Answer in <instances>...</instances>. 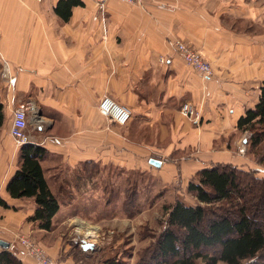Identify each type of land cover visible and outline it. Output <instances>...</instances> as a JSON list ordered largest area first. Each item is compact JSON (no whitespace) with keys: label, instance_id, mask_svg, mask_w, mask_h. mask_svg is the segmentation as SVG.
Returning a JSON list of instances; mask_svg holds the SVG:
<instances>
[{"label":"crops","instance_id":"0c3cea01","mask_svg":"<svg viewBox=\"0 0 264 264\" xmlns=\"http://www.w3.org/2000/svg\"><path fill=\"white\" fill-rule=\"evenodd\" d=\"M177 40L200 52L215 76L188 67L175 49ZM263 84L264 0H154L143 7L117 0H0L6 117L0 197L10 206L0 207V255L9 254L14 264H38L18 241L30 237L55 264H86L70 253L66 230L76 220L82 229H102L111 219L87 216H102L104 200L93 204L90 197L106 191L93 183L87 193L82 176L92 169L98 180H111L112 168L149 169L153 160L162 163L154 169L163 168L153 149L158 146L150 143L155 126L161 140L172 141L168 155L198 151L189 163L182 160L189 180L216 164H242L236 150L248 139L240 137L238 121L258 104ZM106 97L131 113L126 126L101 115ZM184 103L200 113L199 123L182 117ZM17 108L36 121L29 143L48 151L42 166L61 205L51 231L28 221L36 211L32 199H12L6 190L18 168L20 148L8 127ZM244 165L259 169L251 161ZM88 238L83 241L91 244ZM110 251L101 264L116 262Z\"/></svg>","mask_w":264,"mask_h":264},{"label":"trees","instance_id":"16d2710c","mask_svg":"<svg viewBox=\"0 0 264 264\" xmlns=\"http://www.w3.org/2000/svg\"><path fill=\"white\" fill-rule=\"evenodd\" d=\"M5 123L0 98V133ZM237 128L249 133L250 151L260 169L245 171L233 164H216L197 171L187 188L196 203L177 200L164 207L165 229L151 258H142L140 264H264V222L255 216L261 207L251 204L256 199L264 204V179L256 174L264 171V84L258 104L239 119ZM20 147L18 168L7 193L15 200L32 199L36 211L28 221L51 231L61 205L42 166L48 151L31 143ZM0 207L10 208L1 197ZM0 264L14 261L5 253L0 255Z\"/></svg>","mask_w":264,"mask_h":264},{"label":"rangeland","instance_id":"374dc122","mask_svg":"<svg viewBox=\"0 0 264 264\" xmlns=\"http://www.w3.org/2000/svg\"><path fill=\"white\" fill-rule=\"evenodd\" d=\"M182 117L190 119L183 115ZM190 120L193 121V119ZM35 124L34 117L30 116V124L27 129L28 142L29 137L35 133L33 127ZM10 125L11 118L8 123L9 128ZM157 130L158 126L150 129L151 134L154 135V138L150 137L152 138L150 143L158 146V148L153 149L160 155L163 168L154 169L156 166L150 164L149 169H146L145 164H135L132 169H126L119 165L115 169L112 168V172L109 173L112 176L111 180H107L105 177L98 180L99 173H96L92 169H87L85 176H82L87 193H93V183L98 191V188L101 187L106 191V194L101 198L99 196L90 197V202L93 204L99 199L104 200L107 207L99 213L102 216L95 214L96 217H94L92 216L93 212H90L91 214L87 212V216H91L92 220H99L101 217L106 220H111L109 222L110 224H108L110 226L102 229H88L89 231L80 228L78 225L81 222H77L76 220L66 230L67 234L65 235L64 241H67L70 253L74 254L79 261L86 264H101L102 260L106 259L105 255L110 250L111 255H115L112 261H117V264H140L142 258H145L147 261L154 252V245L157 238L166 226L164 207L173 204L177 200H182L187 204L196 203L194 195L189 194L187 191L189 179L186 176L184 177L183 168L188 165H182V160L186 161H184L185 164L189 163L188 160L192 158V154H198V151L194 152L192 149H188L183 152H175L174 154L168 155L167 152L169 150L167 146L171 139L161 140L159 138L160 135L156 134ZM244 136L249 141V133L241 132L240 137ZM13 142L16 148H21L14 140ZM241 149H244L243 153H241ZM236 153L237 157L238 155L241 156L239 161L242 163L237 164V168L245 171H253V168L244 165L248 161L257 165L255 157L250 151L249 143L238 148ZM176 159L177 162L175 161ZM256 174L260 179H264V171L259 170ZM115 176L116 179H114ZM258 193L260 192H256L257 195ZM252 197L254 196H249L248 199ZM84 199H86V196ZM251 201L253 206L257 204L261 207L260 213L255 214V216L260 222H264L263 201L261 200V203L258 199ZM87 237H89V241L95 247L85 250L87 252L91 251L89 254H84L80 245H82L81 240H85ZM32 240L35 241L34 239Z\"/></svg>","mask_w":264,"mask_h":264},{"label":"built area","instance_id":"2783aa9c","mask_svg":"<svg viewBox=\"0 0 264 264\" xmlns=\"http://www.w3.org/2000/svg\"><path fill=\"white\" fill-rule=\"evenodd\" d=\"M109 0H98L101 5H104ZM121 3L130 6L143 7L145 3L154 0H117ZM175 49L177 53L182 57L185 64L192 70L201 74L206 78H212L215 76L214 69L209 61H207L203 55L195 50L193 47L185 44L184 42L175 41ZM109 102L111 105L117 108L118 114L121 120L116 118L106 107L105 104ZM99 110L102 116L109 121L119 125L126 126L131 120V113L124 108L119 107L113 100L106 97L100 105ZM181 114L187 118L193 119V121L199 123L200 113L190 104L184 103L181 107ZM30 113L25 108H17L12 115L9 134L11 138L17 143L18 146H22L28 142L27 129L30 124ZM244 149H241V153ZM24 250V255L33 258L38 264H55L53 260L46 254V252L32 239L26 237H20L18 239Z\"/></svg>","mask_w":264,"mask_h":264},{"label":"water","instance_id":"95a60500","mask_svg":"<svg viewBox=\"0 0 264 264\" xmlns=\"http://www.w3.org/2000/svg\"><path fill=\"white\" fill-rule=\"evenodd\" d=\"M151 163H152V165H155L156 167H160L161 164H162L161 162L156 161V160L151 161ZM81 243H82V249H83V250H88V249H93V248H94V247H93V244L87 243V242H85V241H83V240H81ZM1 245H2L3 247H5V248L8 247V246H7L6 244H4V243H1Z\"/></svg>","mask_w":264,"mask_h":264},{"label":"bare ground","instance_id":"6f19581e","mask_svg":"<svg viewBox=\"0 0 264 264\" xmlns=\"http://www.w3.org/2000/svg\"><path fill=\"white\" fill-rule=\"evenodd\" d=\"M105 107L116 117V118H118V119H120L121 120V117L119 116V114H118V110H117V108L116 107H114L113 105H111L109 102H107L106 104H105Z\"/></svg>","mask_w":264,"mask_h":264}]
</instances>
